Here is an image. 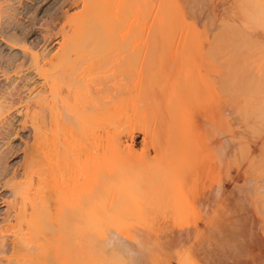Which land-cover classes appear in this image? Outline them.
<instances>
[{
  "label": "bare ground",
  "instance_id": "obj_1",
  "mask_svg": "<svg viewBox=\"0 0 264 264\" xmlns=\"http://www.w3.org/2000/svg\"><path fill=\"white\" fill-rule=\"evenodd\" d=\"M20 3L0 0V264H264L217 0H61L40 52L11 37Z\"/></svg>",
  "mask_w": 264,
  "mask_h": 264
},
{
  "label": "rangeland",
  "instance_id": "obj_2",
  "mask_svg": "<svg viewBox=\"0 0 264 264\" xmlns=\"http://www.w3.org/2000/svg\"><path fill=\"white\" fill-rule=\"evenodd\" d=\"M20 2L22 4L20 3L19 10L16 12L18 14H13L8 23L11 29L10 34L13 32L11 37L21 40L23 45L27 43L26 46L34 47L35 51L39 49L37 51L40 52V49H44V44L42 43V36L37 33V29L43 28L45 23V27H47L50 21L53 22L56 11L61 6V0H24V3L23 0H20ZM216 8L217 13L214 21L216 25H214L212 42L216 47L215 51L220 64L218 66L223 67L218 68L219 71L221 70V73L218 72L219 77L222 78L225 74L222 79L219 78V83L221 82L222 85L227 83L222 86L224 89L230 87L226 91H222L223 88L221 87L220 98H223L220 99V105L222 108L230 106L229 109L234 112L233 123H235L234 126H237L235 140L237 139V150L240 154L237 155L238 162L240 163L242 160L241 163L244 162L242 167L246 168L247 166V173L245 172L246 169L243 168L244 170L241 169L237 174L241 177L244 173L247 174L249 181L247 180V185H244L248 189L244 186L246 188L244 191H247L249 200L255 206L261 204L262 207L264 205V0H217ZM173 17L177 18L179 27L176 26V33L179 35V28L181 30L184 26V21L181 18H185L186 15L175 13ZM39 22L44 25L40 26ZM41 44L42 46H40ZM6 49H9L8 46L4 50L10 51ZM52 49L53 47H50L49 51ZM13 51L19 52V50ZM15 56L20 58L17 53ZM227 79L229 81L226 82ZM221 80L225 82L222 83ZM226 97L230 99L228 100ZM12 138L9 140L10 142H7L10 144L7 146H12L4 148L10 149V152L7 150L8 156L6 155L7 158L4 161L7 170L13 168V163L16 162L14 159H17L13 154L16 155L18 149L20 150L17 143L18 138ZM239 183L240 181L237 184ZM235 186L238 187V185ZM1 192L4 193V190Z\"/></svg>",
  "mask_w": 264,
  "mask_h": 264
}]
</instances>
